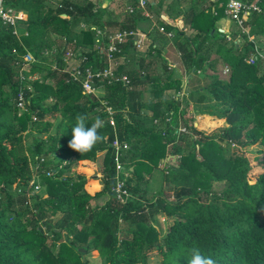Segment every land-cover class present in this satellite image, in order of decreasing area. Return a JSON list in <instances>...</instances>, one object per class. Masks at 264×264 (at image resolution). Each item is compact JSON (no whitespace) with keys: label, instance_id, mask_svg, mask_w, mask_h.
Listing matches in <instances>:
<instances>
[{"label":"trees","instance_id":"obj_1","mask_svg":"<svg viewBox=\"0 0 264 264\" xmlns=\"http://www.w3.org/2000/svg\"><path fill=\"white\" fill-rule=\"evenodd\" d=\"M44 2L3 1L4 7L24 11L27 18L21 22L26 29L19 27L26 35L19 39L0 21V264H87L85 255L92 251L103 264H145V254L151 251L160 254L159 264H188L195 247L216 264H264V71L262 61L246 63L256 44L248 36L264 37V0H244L255 2L260 13L246 17L247 34L239 33L238 42L227 41L215 27L225 16L227 0L212 4L215 14L211 6L207 11L188 10L194 36L185 37L175 28L176 38L183 39L178 44L182 59L189 62L194 77L203 72L205 85L196 81L186 91L180 81L160 83L150 70L155 63L142 58L133 69L125 64L116 68L115 77L125 76L127 84L95 80L93 87L104 89L100 99L83 94L64 70L69 50L80 60L79 69L105 66L96 44L106 45L107 36L96 41V29L89 28L74 43V26L97 25L100 11L89 0L79 4L62 0L55 8ZM130 8L119 31L135 29L134 0ZM160 26L164 32L172 29L162 22ZM48 32L60 44L55 53L44 55L50 48ZM127 44L132 40L120 56L127 53ZM157 50L151 48L162 58ZM27 53L34 61L20 82ZM218 65L227 67L226 78L217 76ZM38 74L40 79H32ZM19 87L22 111L16 100ZM147 87L155 101H142ZM168 91L172 95L163 97ZM105 107L112 110L113 127ZM80 114H86L87 126L97 117L103 121L98 130L102 142L81 153L68 147ZM193 114L222 119L224 125L213 135H204L193 126ZM178 124L197 139L164 176L177 186L168 202L160 192H149L143 182L165 159L168 146L173 155L179 154ZM114 137L126 145L121 161L129 175L125 180L129 197L124 203L112 191L115 169L109 144ZM253 145L262 147L255 160L263 171L251 179V164L241 150ZM102 151L101 190L90 195L84 189L85 176L72 167L92 166ZM32 179L45 196L33 191ZM214 183H223L220 193L213 192ZM102 197L107 200L96 204ZM158 215L172 221L163 236L152 225Z\"/></svg>","mask_w":264,"mask_h":264},{"label":"crops","instance_id":"obj_2","mask_svg":"<svg viewBox=\"0 0 264 264\" xmlns=\"http://www.w3.org/2000/svg\"><path fill=\"white\" fill-rule=\"evenodd\" d=\"M62 0H45L44 5L46 7L55 8ZM72 3H82L83 0H70ZM95 10L98 12L100 18L97 25L93 26L91 24L79 23L73 28L75 34V44L76 41L82 37V33L87 29L92 28L100 30L104 33V36H111L117 31H119V26L128 19L129 9L133 0H89ZM136 2V19H135V29L134 31L137 34V38L141 40L140 46L138 48L134 47L132 44H127V53L123 54L117 60V67L123 64L127 65L129 68L138 67L140 60L142 58L145 61H153V64L150 67V70H154L156 78L160 83H166L168 80L180 81L181 85L185 87L186 91L190 89L188 87L196 85V81L201 85L203 78L199 73L197 77L193 76V72L190 70V64L188 61L183 60L180 52L178 50V44L183 41V39L178 40L175 36V28L182 30L185 37H192L195 35V31L188 26L189 14H187L190 8L195 9V12L207 11L211 6V11L214 12V6L219 0H134ZM145 2L146 6L140 7L139 3ZM220 6V4H219ZM218 6V7H219ZM22 13L24 22L27 18L24 11H18ZM165 23L170 26L172 29L169 32L160 31V22ZM233 22L228 19L226 16L220 18L215 22V27L217 31L221 30L227 41L237 40L233 32ZM174 28V29H173ZM239 33L238 31H236ZM213 32H211L212 34ZM21 36H25L26 33H21ZM47 40L49 49L45 50L44 55L53 54L57 50L58 44H60V39L53 34L52 32L47 33ZM263 38V37H259ZM97 41L95 36L94 38ZM94 40V41H95ZM212 43V41H211ZM217 43V42H216ZM105 45L96 44V47L99 49V52L102 54V48ZM152 47H156L162 54V58H157L155 52L151 51ZM157 50V51H158ZM103 56V55H102ZM215 56L211 55L210 60H215ZM80 60L77 58H70L65 62V71H70L71 69L77 68L79 66ZM106 65V64H104ZM219 65L216 67L218 70ZM41 75L38 74L34 76L36 79H40ZM188 89V90H187ZM150 88L147 87L143 90L142 101L150 102L154 100L149 92ZM172 91L165 92L163 97L167 98L170 96ZM92 95L98 99L104 96L103 87H97L94 89ZM155 101V100H154ZM147 113V112H146ZM196 116V115H195ZM206 117L207 115L202 114ZM201 117L200 115L197 116ZM219 120V119H217ZM222 120V119H220ZM224 124V120H222ZM195 124V125H194ZM199 124L193 122V126L196 128ZM104 152H99L96 155L94 164L89 167L83 166H73L72 170L78 174L85 176L86 183L84 185L85 191L93 195L101 190V177H102V162H103ZM100 157V161L99 160ZM175 155L171 154L166 157L165 162L175 161ZM163 163L164 165L166 163ZM162 164V165H163ZM159 167V166H158ZM165 167V166H164ZM160 168V167H159ZM151 174L148 179L154 178L155 171ZM149 192L150 189H147ZM107 198L102 197V201L98 205H102ZM97 204V201H96Z\"/></svg>","mask_w":264,"mask_h":264},{"label":"built area","instance_id":"obj_3","mask_svg":"<svg viewBox=\"0 0 264 264\" xmlns=\"http://www.w3.org/2000/svg\"><path fill=\"white\" fill-rule=\"evenodd\" d=\"M3 1L0 0V21L4 26H8L12 28V34L19 39L21 37L19 31V25L22 22L23 14L19 12H15L10 7H4ZM146 6L145 2H140L138 8ZM132 12V8L129 9ZM252 12L260 13L259 7L255 2L246 3L241 0H227L225 5L224 14L230 19L239 29V32L242 34H247V31L243 27V23L246 21V17H248ZM160 31L163 32V28L160 27ZM104 37V33L100 30H96V38L102 39ZM132 40V45L136 48L140 46L141 40L137 38V34L135 31H117L111 36H107V43L102 48V55L105 61V66L102 69H94L91 66L85 67L83 69L74 68L71 69L68 73L72 80L78 82L81 86V90L83 94H92L94 92L93 83L95 80L101 81L104 79H108L111 82L121 81L125 84L128 83V80L125 76L115 77V70L117 68V60L121 57L122 47L129 41ZM249 41H253V37L248 36ZM119 55V56H116ZM74 58V54L71 50L67 51L65 54V62ZM23 65L21 70L19 71V81H23L24 77L22 76V72L26 69V66L33 61V58L30 54H25L23 56ZM257 60L264 62V53H262L256 44H254V52L246 59V63L254 64ZM223 72L226 73L227 67L223 68ZM17 107L20 109H24L23 105V94L22 88L19 87L17 93ZM105 111L108 114V122L113 127L114 121L112 119V110L109 107H105ZM179 125V124H178ZM187 133V130L184 127H177L176 134ZM109 147L112 148V159L113 165L115 169V184L112 188V191L115 193L116 200L121 203L129 197L128 191L125 189V180L128 177V171L124 167L122 163V152L126 148L125 144H120L116 137L109 144ZM49 175V173H47ZM34 179L30 181V185H34L33 191L37 192L40 189L39 184Z\"/></svg>","mask_w":264,"mask_h":264},{"label":"rangeland","instance_id":"obj_4","mask_svg":"<svg viewBox=\"0 0 264 264\" xmlns=\"http://www.w3.org/2000/svg\"><path fill=\"white\" fill-rule=\"evenodd\" d=\"M241 1L244 2V0H241ZM232 24H233V32H234L235 36L238 35L237 40H236L238 42L240 32H239L238 27L234 23H232ZM236 31H238L239 33H237ZM253 41L256 42V45L259 48V50L262 53H264V37L260 38V39L256 38L255 40L253 39ZM28 65L26 66V69H24L23 71H28ZM223 68L224 67L219 65L218 70H217V76L224 79L227 76V72L224 73ZM262 71H264V62L262 64ZM200 74L203 77V72ZM18 79H19V77H18ZM32 79H35L34 76L32 77ZM206 83H207V80L204 79L202 84L201 85L199 84V85L203 86ZM197 109H198V111H201L202 107H199ZM19 110L22 111V109H20V108H19ZM199 115L201 117L198 118L197 116H199ZM193 122H197L199 124L196 127V129H197V131L202 132L204 135H213L214 133H216L218 131V129L220 127H223V125H224L222 120H217V119L210 117L208 115L206 117H204V116H202V114H193ZM179 126L183 127V125H181V124H179L177 127H179ZM52 133H53V131H52ZM177 136H178L177 144L180 145L181 148L179 150V154L175 155L176 156L175 161H173V162L169 161L168 163L163 161L166 159V157L168 155L172 154L173 148H172V146H168L166 148V157H165V159L160 161V163L158 164V166L160 168L157 166V168H156L157 170L155 171L154 178L153 179L150 178V180H149L148 177H150L151 175L148 177L146 176L145 181L143 182V184H145L147 189H150V191H153L154 193L160 192L164 196L166 201H168V202L173 201V194H174V191L176 190L177 186H175V184H173L172 182L170 183L169 181H166L164 176H167L169 174V169L171 167H173V168L177 167L178 159L181 156L187 155V153L192 150V147L194 146L195 141L197 139V137L195 135H193L190 131H187V133H185V134L180 133ZM30 143H31V140H28L26 142V145H29ZM260 149H262V147L260 145H253V146H250V147H247V148H244L241 150L243 152V154L249 159V162L251 164V171L249 173V177L251 179L256 178L263 171L256 164V160H255V157L257 156V152ZM98 161H100V157H99ZM164 162L166 163L165 165L163 164ZM32 169H33V167H32ZM128 177H129V175H128ZM223 188H224L223 183H214L212 190L215 193H220L223 190ZM38 191H39V194L41 196H45L43 190L39 189ZM100 202H103L102 198L97 200V204ZM95 203H96V201H95ZM175 217H177V214H175ZM167 222H168V219L166 220V218L163 215L155 216L154 219L152 220V225L156 228L158 236L165 235L166 230H167ZM56 251H57V248H55V250H53L52 253H55ZM85 259L87 261V264H103V260L100 259V257L98 256V253L96 251H92L91 253L86 254ZM160 260H161V256L158 252L151 251V252L145 254V264H159Z\"/></svg>","mask_w":264,"mask_h":264},{"label":"clouds","instance_id":"obj_5","mask_svg":"<svg viewBox=\"0 0 264 264\" xmlns=\"http://www.w3.org/2000/svg\"><path fill=\"white\" fill-rule=\"evenodd\" d=\"M86 114H80L76 117V123L71 128V139L68 147L75 152L90 151L98 142H102L103 136L98 130L103 126V121L97 117L91 126L86 125ZM188 264H216V261L201 253L198 247L190 249V259Z\"/></svg>","mask_w":264,"mask_h":264},{"label":"water","instance_id":"obj_6","mask_svg":"<svg viewBox=\"0 0 264 264\" xmlns=\"http://www.w3.org/2000/svg\"><path fill=\"white\" fill-rule=\"evenodd\" d=\"M19 27H20V28H23V29H26V25H22V24H20ZM219 33H221V30H219ZM193 71H194V70H192V72H193ZM187 90H188V89H187ZM194 125H195V124H194ZM168 223H169L170 226L172 225L171 218H168ZM80 251L83 252V249H80Z\"/></svg>","mask_w":264,"mask_h":264}]
</instances>
